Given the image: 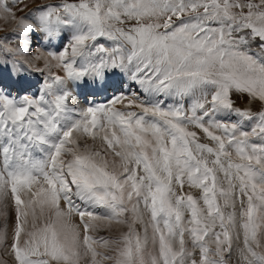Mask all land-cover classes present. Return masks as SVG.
<instances>
[{"label":"snow or ice","instance_id":"1","mask_svg":"<svg viewBox=\"0 0 264 264\" xmlns=\"http://www.w3.org/2000/svg\"><path fill=\"white\" fill-rule=\"evenodd\" d=\"M0 264H264V0H0Z\"/></svg>","mask_w":264,"mask_h":264},{"label":"rangeland","instance_id":"2","mask_svg":"<svg viewBox=\"0 0 264 264\" xmlns=\"http://www.w3.org/2000/svg\"><path fill=\"white\" fill-rule=\"evenodd\" d=\"M26 2L29 5V8H34L36 5H42L47 3L56 2V0H26ZM28 9H25L24 12H27ZM24 12H18V15H24ZM11 26V25H10ZM69 33L65 32L60 40L55 42L51 45L52 49L54 51H59V49L63 46V44L68 39ZM40 37H33L35 47V43L39 42ZM102 43H108L105 40L101 41ZM44 83V77L38 73L33 72L28 77L20 80L16 83L6 82L8 89L6 91H9L14 97L15 96H22L24 95V92H28L31 94H38L41 89L43 88ZM137 90V86L135 84H130L128 79L123 76H114L112 77L108 84L105 85L102 88H96L91 87L88 85L80 86V87H73L72 88V96L69 99V107L75 106L76 109L85 108L89 105H98V104H104L108 100L112 99L116 94L118 93H128L132 90ZM142 99H147V97L143 96ZM233 99L236 103L237 107H247L249 106L248 98L244 95H234ZM171 103V101H169ZM117 107H120V105H117ZM135 110V109H133ZM202 136V142H209L207 139ZM191 191L194 196L200 195V190L198 189H189L187 185L185 186V192ZM218 202L222 203V201L218 200ZM202 203V201H201ZM240 207H239V201H237V214H239ZM187 215V213H186ZM14 221V216H13ZM119 231L118 226L114 223V228L111 232H101L100 235L108 236V235H117ZM189 249H191V244L189 243ZM233 260H235V255L233 256Z\"/></svg>","mask_w":264,"mask_h":264}]
</instances>
